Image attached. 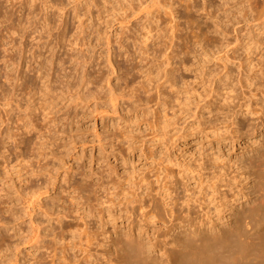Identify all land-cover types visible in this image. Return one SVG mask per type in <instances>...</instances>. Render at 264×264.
Instances as JSON below:
<instances>
[{
    "label": "clouds",
    "instance_id": "1",
    "mask_svg": "<svg viewBox=\"0 0 264 264\" xmlns=\"http://www.w3.org/2000/svg\"><path fill=\"white\" fill-rule=\"evenodd\" d=\"M262 172L264 0H0V264H173Z\"/></svg>",
    "mask_w": 264,
    "mask_h": 264
},
{
    "label": "rangeland",
    "instance_id": "2",
    "mask_svg": "<svg viewBox=\"0 0 264 264\" xmlns=\"http://www.w3.org/2000/svg\"><path fill=\"white\" fill-rule=\"evenodd\" d=\"M259 178L264 180V172L259 174ZM252 217L254 220L255 231L252 233L245 232L241 229H232L228 233H225L223 229V234L220 236H215L213 240H211V246L208 249V254H215L218 257L216 260H211L208 264H264V251H245L242 246L245 242L250 241L251 239H256L259 243L262 238L264 239V210H257L252 213ZM233 232V233H231ZM207 233L201 234L199 239L190 237V236H182L181 243L184 245V249L172 251V262L173 264H177L181 257L174 256L175 253L180 252H188L190 253L195 249V246L199 245L201 242V238L206 236ZM210 235V234H209ZM262 237V238H261ZM260 240H259V239ZM258 239V240H257ZM242 241V243H241ZM243 244V245H242ZM241 245V246H240ZM238 247L243 250L238 249ZM186 249V250H185ZM239 251H237V250ZM236 251L238 252L236 254ZM245 253H244V252ZM263 252V253H262ZM236 256V259L232 260L231 256ZM140 264H142L140 262ZM149 264H154L153 261H149Z\"/></svg>",
    "mask_w": 264,
    "mask_h": 264
},
{
    "label": "bare ground",
    "instance_id": "3",
    "mask_svg": "<svg viewBox=\"0 0 264 264\" xmlns=\"http://www.w3.org/2000/svg\"><path fill=\"white\" fill-rule=\"evenodd\" d=\"M229 231L230 230H224L225 233H228ZM231 233H233V232H231ZM214 238H215V236L209 235L207 233L206 236H203L201 238L200 244L195 246V249L193 251H191L190 253H188V252L175 253L174 256L181 257L180 260L177 262V264H208L211 260H213V259L216 260L218 257H216L215 254H208L209 253L208 249L211 246V240H213ZM241 243H242V241H241ZM240 248L238 247L239 250H240ZM242 248L246 252L247 251H256V250L264 251V239L262 238L261 242H259V243L256 241V239L255 240L251 239L250 241L245 242L244 245L242 246ZM242 248H241V250H243ZM239 250H237V251H239ZM237 251H236V254L238 253ZM172 253H174V252H171V254ZM235 255L233 253V256H231L232 260L236 259ZM141 263L142 264H149V261H141Z\"/></svg>",
    "mask_w": 264,
    "mask_h": 264
}]
</instances>
